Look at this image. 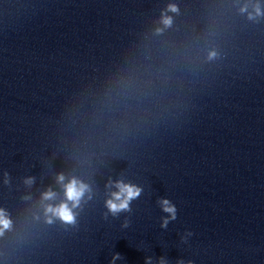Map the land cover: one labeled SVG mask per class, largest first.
I'll use <instances>...</instances> for the list:
<instances>
[{
    "label": "clouds",
    "instance_id": "9594fccd",
    "mask_svg": "<svg viewBox=\"0 0 264 264\" xmlns=\"http://www.w3.org/2000/svg\"><path fill=\"white\" fill-rule=\"evenodd\" d=\"M170 11H177L175 5H169ZM241 11H245V9H241ZM256 14H260L259 8L256 9ZM251 18V13L249 14ZM162 23L165 26L171 24V18L167 16L162 17ZM59 179L62 181L63 176H60ZM116 187L118 188L117 192H114L113 199L107 201V207L109 210L115 214L121 210H127L129 201L136 198L140 194V189L136 188L135 186L123 184L121 182H117ZM86 190V185L79 183L75 179L71 180L67 185H65V196L67 201L72 202V207H76L79 204L81 197L84 195ZM54 194L52 192H47L44 194V199H51L53 198ZM165 207V211L173 213L175 209L173 207L167 206L168 201H163ZM46 213H51L53 216L60 218L66 223H72L74 221V215L72 212V208L69 207L68 203H61L58 206H51L48 205L45 208ZM0 226L7 228L9 226V221L4 218L2 214H0Z\"/></svg>",
    "mask_w": 264,
    "mask_h": 264
}]
</instances>
